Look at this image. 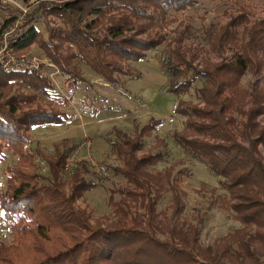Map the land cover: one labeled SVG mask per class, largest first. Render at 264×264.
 Wrapping results in <instances>:
<instances>
[{
    "label": "trees",
    "instance_id": "trees-1",
    "mask_svg": "<svg viewBox=\"0 0 264 264\" xmlns=\"http://www.w3.org/2000/svg\"><path fill=\"white\" fill-rule=\"evenodd\" d=\"M196 4L197 0H40L11 43L18 54L38 45L71 86L81 80V61L123 92V75H141L125 64L143 59L167 41L163 29L173 21L168 19L171 11ZM41 15L59 18L65 26L48 28L46 37L33 23ZM251 15L250 8L242 7L228 22L207 28L213 49H232L231 58L195 65L198 55L189 57L191 49L180 45L185 31L178 28L161 62L169 76L168 91L176 96L203 81L197 102L178 101L175 112L184 117V125L173 138L188 156L223 178L229 198H217L235 210L243 228L202 249L197 244L198 224L178 226L184 191L175 164L155 172L149 169L170 156L166 140L159 137L152 149L140 154L145 136L161 123L159 118L143 127L136 124L132 133L115 131L111 149L119 165L112 170L125 182L109 197L114 222L94 223L90 211L77 204L98 186L88 178V162L81 160L72 169L71 186L64 180L68 158L77 146L62 141L52 154L29 146L33 128L70 118L53 100L51 80L38 68L0 69V162L5 149L17 158L7 168L6 189L0 190L1 216L13 236L9 243L0 242V264H264V124L258 120L264 114V99L241 84L247 70L264 61V17L252 20ZM17 18L10 16L6 24ZM40 160L48 166L47 174L39 172ZM165 191L172 202L165 214L168 237L163 238L158 203Z\"/></svg>",
    "mask_w": 264,
    "mask_h": 264
},
{
    "label": "rangeland",
    "instance_id": "rangeland-1",
    "mask_svg": "<svg viewBox=\"0 0 264 264\" xmlns=\"http://www.w3.org/2000/svg\"><path fill=\"white\" fill-rule=\"evenodd\" d=\"M39 1L0 0V56L3 53L2 42L6 31L21 20L25 24L26 14ZM242 7L250 8L252 20L264 17V0H197V4L190 9L171 11L168 19L173 21L163 29L167 34V41L147 52L143 59L124 63L126 67L131 66L132 69L138 70L141 75L138 78L123 75L121 77L125 87L123 92L106 82L81 61H77L81 80L76 86H71L60 68L38 45H33L22 54H18L13 46L4 51L5 56L12 55L21 60L25 59L27 64H35L51 80L54 86L52 98L70 118L66 123L33 128L29 132L32 140L29 146L39 147L51 154L54 152L55 144L62 141L68 140L77 146L68 158L64 180L71 186L69 182L72 169L81 160L88 162L91 170L88 178L98 182V186L85 193L77 204L90 211L94 223L99 221L111 225L114 222L115 216L109 204V197L112 190L125 182L112 170L113 166L119 165L111 149V143L116 140L115 131L120 129L132 133L136 124L143 127L150 119L159 118L161 123L151 134L145 136V145L140 154L152 149L159 137L166 140V149L170 156L166 161L150 166L149 169L155 172L175 164L174 172L175 174L179 172L180 184L184 191V209L178 217V226L188 229L189 224H198L200 234L197 244L202 249L214 247L228 233L245 226L237 217L235 210L225 206L217 198L218 195L229 198V192L221 184L223 178L214 174L202 162L188 156L173 138V132L182 129L184 125V117L175 112L178 101L185 99L197 102L196 91L203 85V81L198 80L188 93L176 96L168 91L169 76L161 66L178 28L185 31L184 40L180 45L191 49L188 52L189 57H192V54L198 55L194 59L195 65H201L205 59L221 62L231 58L234 53L232 49L227 48L224 52L213 49L206 31L212 23L228 22L230 16L239 14ZM10 16L18 18L6 24V19ZM33 23L46 37L49 36L48 28L65 26L59 18H46L42 15ZM142 36L146 37L147 33ZM260 63L263 65L259 67L253 65L247 70L241 84L253 95L264 99V61L260 60ZM0 69L4 68L0 66ZM44 100L51 101V98ZM258 120L264 124V114L259 116ZM245 144L248 145L247 142ZM260 149L264 156V142ZM93 159L100 160L106 170L97 169L92 163ZM16 161V156L5 149L0 162V190L6 189L7 168ZM38 163L39 172L47 174L48 166L41 160ZM171 198L168 191L163 192L159 198L158 211L161 213L159 219L164 231L159 234L163 238L168 237L166 228L170 226V221L165 214L170 212L168 206L172 202ZM1 215L0 207V242L9 243L13 236ZM201 217L202 222L199 221ZM182 221L185 222L184 225H181Z\"/></svg>",
    "mask_w": 264,
    "mask_h": 264
},
{
    "label": "built area",
    "instance_id": "built-area-1",
    "mask_svg": "<svg viewBox=\"0 0 264 264\" xmlns=\"http://www.w3.org/2000/svg\"><path fill=\"white\" fill-rule=\"evenodd\" d=\"M19 21V19H18ZM22 20L6 31L4 35V39L2 42V55L0 56V66H2L5 70H13L17 68H38L35 64H27L25 59H18L12 55L5 56L4 51H8L9 48H12V40H16L19 37L20 26H22ZM93 165L96 166L97 169H101L103 171L106 170L104 165H101L100 160H92Z\"/></svg>",
    "mask_w": 264,
    "mask_h": 264
}]
</instances>
